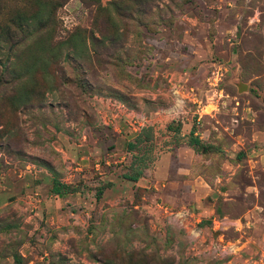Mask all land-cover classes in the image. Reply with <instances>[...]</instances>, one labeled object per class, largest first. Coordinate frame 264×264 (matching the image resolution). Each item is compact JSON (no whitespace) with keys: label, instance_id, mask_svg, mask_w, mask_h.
Wrapping results in <instances>:
<instances>
[{"label":"rangeland","instance_id":"rangeland-1","mask_svg":"<svg viewBox=\"0 0 264 264\" xmlns=\"http://www.w3.org/2000/svg\"><path fill=\"white\" fill-rule=\"evenodd\" d=\"M77 31L0 53V264H264V0H70Z\"/></svg>","mask_w":264,"mask_h":264},{"label":"trees","instance_id":"trees-1","mask_svg":"<svg viewBox=\"0 0 264 264\" xmlns=\"http://www.w3.org/2000/svg\"><path fill=\"white\" fill-rule=\"evenodd\" d=\"M8 1H36L34 8L28 11L22 5L12 8ZM60 1V2H58ZM70 0H0V53L12 48L17 53V62L33 67L40 63H55L64 50L79 54L77 42L85 44L82 35L77 31L65 41H57L53 30L57 26L58 10ZM97 3L99 0H82ZM57 53V54H56ZM24 55L28 58L23 60ZM139 138H141L139 136ZM133 144H129L132 146ZM194 146H201L195 139ZM206 151V147L203 146ZM142 173L125 177L130 182H137ZM70 187L55 180L53 192L58 196L65 195ZM102 192H99V195Z\"/></svg>","mask_w":264,"mask_h":264},{"label":"crops","instance_id":"crops-1","mask_svg":"<svg viewBox=\"0 0 264 264\" xmlns=\"http://www.w3.org/2000/svg\"><path fill=\"white\" fill-rule=\"evenodd\" d=\"M263 139H264V135H263ZM263 165H264V156H263ZM37 173L40 174L41 177H43V175H44V174H43L42 172H40V171L37 172ZM133 183H138V181H137V182H133Z\"/></svg>","mask_w":264,"mask_h":264},{"label":"built area","instance_id":"built-area-1","mask_svg":"<svg viewBox=\"0 0 264 264\" xmlns=\"http://www.w3.org/2000/svg\"><path fill=\"white\" fill-rule=\"evenodd\" d=\"M217 225H220V226H222V225H224L225 224V222L224 221H217V222H215Z\"/></svg>","mask_w":264,"mask_h":264}]
</instances>
